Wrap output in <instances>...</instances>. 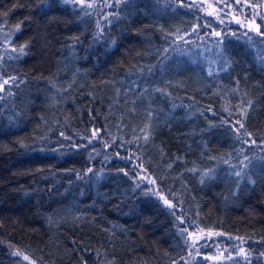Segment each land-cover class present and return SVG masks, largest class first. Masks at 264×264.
Instances as JSON below:
<instances>
[{
    "label": "trees",
    "instance_id": "trees-1",
    "mask_svg": "<svg viewBox=\"0 0 264 264\" xmlns=\"http://www.w3.org/2000/svg\"><path fill=\"white\" fill-rule=\"evenodd\" d=\"M203 18L126 0L97 31L63 0H0V264H177L187 224L250 242L215 264H264V152L245 145L264 143V38L221 32L206 66L170 43Z\"/></svg>",
    "mask_w": 264,
    "mask_h": 264
},
{
    "label": "rangeland",
    "instance_id": "rangeland-1",
    "mask_svg": "<svg viewBox=\"0 0 264 264\" xmlns=\"http://www.w3.org/2000/svg\"><path fill=\"white\" fill-rule=\"evenodd\" d=\"M70 6L81 8L91 14L96 20V30L109 24L116 16L118 8L126 0H63ZM167 1V0H164ZM184 2L187 6L198 5L202 10L203 21L195 24L185 35L173 39L170 38L171 46L183 47L186 54H197L198 59L206 66L216 67L220 62L221 53L219 36L221 32L231 34L241 32L250 37L264 38V0L256 5L243 0H171ZM90 5V6H89ZM212 28V29H210ZM173 39V40H172ZM214 69V68H212ZM4 77L0 72V83ZM11 90L14 81H10ZM9 85H5L1 94H8ZM237 131L239 126L235 125ZM245 145H251L254 150L264 152V143L252 142L249 138ZM88 143H101L109 147L112 142L100 138L96 130H91L89 137L85 138ZM128 167L130 176L141 187H146L161 199L162 203L172 208L162 193L155 187V183L143 169L140 160L129 153L121 158ZM167 201V203H165ZM190 240L188 255L177 264H215L234 259L248 261L253 259L250 250V242L243 238L224 235L220 232L205 231L192 224H187ZM23 260L24 257H21ZM262 263L264 257L259 256ZM28 264H34L31 260H25Z\"/></svg>",
    "mask_w": 264,
    "mask_h": 264
},
{
    "label": "snow or ice",
    "instance_id": "snow-or-ice-1",
    "mask_svg": "<svg viewBox=\"0 0 264 264\" xmlns=\"http://www.w3.org/2000/svg\"><path fill=\"white\" fill-rule=\"evenodd\" d=\"M90 6V5H89ZM261 35H264V33H261ZM13 51H15V49H13ZM21 52H23V49H21ZM16 78L15 77H8V78H3L2 79V83H0V91H3L5 88V85H9V89H8V94H11V85H10V81H15ZM18 86V85H17ZM240 127L243 128V124H240ZM250 135V134H249ZM253 143L255 141H252ZM240 173L237 172L236 175H239ZM137 187H139V185H137ZM165 203H167V201H165ZM25 260H28L29 257L28 256H24Z\"/></svg>",
    "mask_w": 264,
    "mask_h": 264
}]
</instances>
